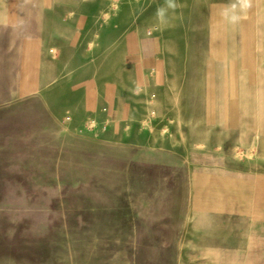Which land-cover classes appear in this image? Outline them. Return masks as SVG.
Segmentation results:
<instances>
[{
    "label": "rangeland",
    "instance_id": "obj_1",
    "mask_svg": "<svg viewBox=\"0 0 264 264\" xmlns=\"http://www.w3.org/2000/svg\"><path fill=\"white\" fill-rule=\"evenodd\" d=\"M43 4L0 0V264H199L182 238L199 168L221 141L226 166L264 163V111L249 128L246 110L264 108V65L232 47L257 32L247 1L80 0L52 17ZM137 38L158 39L156 87L138 78Z\"/></svg>",
    "mask_w": 264,
    "mask_h": 264
},
{
    "label": "crops",
    "instance_id": "obj_2",
    "mask_svg": "<svg viewBox=\"0 0 264 264\" xmlns=\"http://www.w3.org/2000/svg\"><path fill=\"white\" fill-rule=\"evenodd\" d=\"M51 1L53 0H41L42 4H45L41 8L42 15L45 17L80 15L78 7L80 0H60L67 1L68 5H71V8L60 9L54 8ZM246 1V11L243 9L240 15L253 17V28L257 32L248 33L247 38L232 40V47L241 49L240 52L244 54L243 58L250 71L253 70L255 74L259 62L261 61L264 65V0ZM9 14H14V12ZM257 16H261V19L257 20ZM252 30L249 29V32ZM56 38L64 39L60 35ZM44 39L47 40V36L44 38L42 32L39 39L40 45L43 44ZM26 43L31 45V40L29 39ZM131 46L134 47V51L130 56L137 65L138 78L142 81V85L146 86L147 81L150 87L151 85L156 87L158 83H161L165 71L162 56L159 54L158 39L137 38ZM127 48L126 41L123 45V55L120 57L122 62H128ZM28 50L29 47L24 51L25 57L32 55L31 50ZM39 53L43 54L42 48ZM59 54L57 51V57ZM87 58H89L88 53ZM26 60L27 63H31L30 59ZM83 62H89V59ZM253 83L249 82V87H255ZM85 91L88 94L90 87L86 86ZM92 98L91 94L86 95L85 102L92 104ZM107 102H109L107 108L114 118L126 117L127 105L124 101L120 102L121 107L114 103L112 105L109 100ZM235 110L241 111L240 108ZM246 110L249 113L253 112L247 126L249 128L259 127L255 113L264 111V108H259L256 103L248 101ZM253 141L264 143V137L257 141L254 136ZM210 143L205 141L207 145ZM223 143L224 141H221L219 144L221 146L216 148L223 150V152H216L217 156L222 155L219 157L222 161L218 160L215 166L205 164L199 168V175L204 183L201 190L195 194L182 233L183 240L193 245L194 247L189 248L196 252L184 254L197 256L199 264H264V163L257 165V162H254V165L249 167H228L224 161L226 157L223 153L226 151L222 146Z\"/></svg>",
    "mask_w": 264,
    "mask_h": 264
}]
</instances>
